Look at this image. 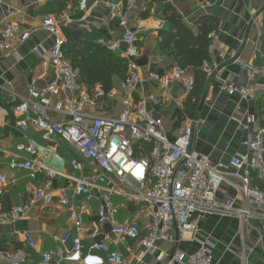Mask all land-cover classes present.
I'll use <instances>...</instances> for the list:
<instances>
[{
	"label": "crops",
	"instance_id": "1",
	"mask_svg": "<svg viewBox=\"0 0 264 264\" xmlns=\"http://www.w3.org/2000/svg\"><path fill=\"white\" fill-rule=\"evenodd\" d=\"M80 0H53L38 4L37 0H0V32L6 23H15L28 33L25 43L17 46L12 52L0 54V175L15 179V184L8 185L0 197V209L10 210L14 207H25L26 217L10 225H0V264H42V254L49 253L56 264L57 256L70 251V244L60 247L54 243V236H61L66 231L81 238L82 249L79 255H65L62 264H104V255L91 249L93 242H104L111 251L118 252L124 264H138L137 257L143 252L137 241L129 238H114L107 224L98 223L100 199L92 198L89 202L74 198L70 194L72 181L70 177H78L70 167L73 160H82L75 151L58 138L44 141L41 135L31 126L25 134L16 127L20 120L14 113V107L27 99L29 85L44 89L54 82V71L47 61V55L52 47L50 37L42 27L44 17L65 15V20L59 27L65 25L78 31L80 39L107 47L119 43L124 30L118 26L117 19L110 18L109 11L103 5L92 8L97 0H87L89 11L78 10ZM181 15L183 22L192 32H196V23L203 16L213 17L217 23V41L214 50L208 53V65L203 89L197 98H192L195 107L191 111L185 109L189 94L173 79V71L179 66V60L173 48L161 50V30L171 32L169 25L159 14L153 0H137L127 19V29L135 34L137 48L140 54L138 61L145 59V66L140 67V82L133 102L141 97L154 96L147 109L162 121L165 137L173 142L185 130L191 129V149L203 156H208L212 162L227 161L230 157L243 154V145L248 135V120L257 119L255 103H247L236 97H229L222 90L223 83L244 86L248 82L244 64H252L258 69L264 68L261 55V30L264 17V0H166ZM18 11L11 18H6L8 10ZM71 41V42H74ZM67 43V42H66ZM122 50V46L120 48ZM108 50V49H107ZM109 51V50H108ZM119 55L121 56L120 52ZM223 54L224 60L218 55ZM213 66L217 68L212 69ZM192 76V72L186 69ZM156 74L161 81L151 78ZM121 79L113 78L112 97L97 99L94 105L86 107L89 118H118L124 111L121 104L122 91L119 88ZM84 86V85H83ZM85 87V86H84ZM87 90V88L85 87ZM100 89L99 85L88 92ZM258 97L263 95L262 81L257 83ZM65 96L60 92L56 99ZM54 122H67L68 116L55 112L48 113ZM30 118H34L30 114ZM34 144L39 150L33 158L39 165L35 180H30L27 173L14 171L9 167L12 157L19 160L27 158L24 153H18L15 147L19 143ZM87 172L93 171L92 166L84 163ZM46 169H52L62 175L56 177L51 185L54 198L50 206H42L31 191L44 188ZM239 180L234 171H230L219 190L217 198L220 201H234L236 207L243 204L236 198L235 186ZM252 186L262 188V184L252 180ZM113 190V191H112ZM123 186L115 185L108 193L110 201L119 210L117 218L122 223L136 224L142 233L148 228L144 212L136 208L126 199ZM67 198L71 208L84 205L82 213L83 227L76 230L69 220L70 208L62 207L59 201ZM249 209L255 215L242 221L237 217H222L215 215L192 216V222L197 227L196 237L199 240H210L211 264H264V219L262 212L255 206ZM27 232L33 245L27 243L21 232ZM96 231L97 236L92 241L89 234ZM108 238V239H107ZM185 235V239L175 243L160 240L152 252L145 253L140 264H165L174 252L185 255L193 254L198 244ZM246 257L243 259V251ZM163 257L158 261V257Z\"/></svg>",
	"mask_w": 264,
	"mask_h": 264
},
{
	"label": "built area",
	"instance_id": "2",
	"mask_svg": "<svg viewBox=\"0 0 264 264\" xmlns=\"http://www.w3.org/2000/svg\"><path fill=\"white\" fill-rule=\"evenodd\" d=\"M53 0H37L38 4ZM137 0H97L93 9L103 5L109 11L110 18L117 19L118 26L124 30L119 43L111 44L107 49L112 53L120 52L126 63V72L119 83L122 91L121 104L124 111L118 118H89L85 111L89 105H94L97 99L112 97L98 89L88 92L79 81L78 71L74 69L63 50L64 39L59 31V24L65 20V15L56 18L44 17L42 27L52 37L47 61L51 65L55 80L44 89L35 85L28 86V97L14 107V113L20 117L16 122L17 129L25 134L29 126L38 132L44 141L58 138L72 148L82 160H73L71 170L78 177H70L72 186L70 194L74 198L89 202L92 198L100 199L98 223L107 224L110 234L117 239L129 238L137 241L143 252L136 258L138 264L143 255L152 252L160 240L175 243L190 235V239L198 244V249L190 255L174 252L165 264H211L212 241L199 240L196 237L197 227L192 222L194 214L215 215L222 217H237L242 221L255 216L249 209L255 206L262 212L264 219V130L254 117L248 120V135L243 145L246 152L230 157L227 161L212 162L208 156L195 153L191 149L192 131L187 129L173 142L165 137L162 121L155 118L147 106L155 101L154 96L141 97L133 102L140 82V54L136 46V37L127 29V19ZM78 10L89 11L87 0H80ZM18 11L8 10L6 18H11ZM28 33L15 23H6L0 32V54L12 52L28 39ZM208 53L214 50L217 41V31L208 35ZM122 46V50L120 49ZM224 60V55H218ZM247 72L248 82L244 86L223 83L222 90L229 97H236L247 103H256L258 99L257 83L262 81L264 95V68L258 69L252 64L241 65ZM217 67L213 66L215 70ZM204 71L211 70L208 63H203ZM151 78L161 81L156 74ZM173 79L177 81L186 94L193 88V77L186 69L175 68ZM65 96L56 99L60 92ZM55 112L69 117L67 122L59 123L49 119L48 113ZM30 114L34 118H30ZM18 153H24L27 158L19 160L12 157L9 167L14 171L27 173L30 180H35L39 165L33 158L39 150L29 143H19L15 147ZM92 166L93 171L87 172L85 164ZM234 171L239 180L235 186L236 198L243 204L236 207L234 201H220L217 198L225 176ZM62 175L55 170L46 169L44 188L31 191L42 206L48 207L53 202L51 185L53 180ZM256 179L262 184V189L252 186ZM15 179L0 175V197L8 185L15 184ZM115 185L123 186L127 191L126 199L136 208L142 209L148 221V228L142 233L134 223H122L118 220V208L110 201L108 193ZM113 191V190H112ZM62 207H69V220L76 230L83 227L82 213L84 205L71 208L67 198L59 201ZM25 207H14L10 210L0 209V225H10L26 217ZM20 236L33 245L30 236L23 231ZM96 231L89 234L93 241ZM108 239V238H107ZM53 241L60 247L70 244V251L57 256L55 263L62 264L65 255L77 256L82 249L81 238L66 231L61 236H54ZM104 255V264H124L122 256L111 251L104 242H93L91 246ZM246 249L242 255L246 257ZM163 257H158L161 261ZM52 256L42 254V264H51Z\"/></svg>",
	"mask_w": 264,
	"mask_h": 264
},
{
	"label": "trees",
	"instance_id": "3",
	"mask_svg": "<svg viewBox=\"0 0 264 264\" xmlns=\"http://www.w3.org/2000/svg\"><path fill=\"white\" fill-rule=\"evenodd\" d=\"M153 1L157 5V14L173 29L171 32L164 30L158 32L161 38L159 48L161 50L173 48L179 60L178 67L189 69L192 72L193 88L185 103V109L191 111L194 109L195 103H191L190 99L198 97L206 80L207 72L202 69V66L209 60L208 35L217 30L218 23L213 17L203 16L198 19L194 34L192 29L185 25L181 15L166 0ZM63 50L72 67L78 71L80 83L88 91H91L95 85H99L105 93H110L113 88V78L122 79L126 72V63L119 53H112L105 47L84 41H74L64 43ZM260 51L264 61V17L262 19ZM255 107L257 120L264 130V95L258 97Z\"/></svg>",
	"mask_w": 264,
	"mask_h": 264
},
{
	"label": "water",
	"instance_id": "4",
	"mask_svg": "<svg viewBox=\"0 0 264 264\" xmlns=\"http://www.w3.org/2000/svg\"><path fill=\"white\" fill-rule=\"evenodd\" d=\"M59 31L65 43L80 39V34L78 31L71 30L65 25L60 26ZM138 65L140 67L145 66V59L138 61Z\"/></svg>",
	"mask_w": 264,
	"mask_h": 264
}]
</instances>
